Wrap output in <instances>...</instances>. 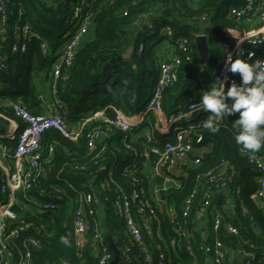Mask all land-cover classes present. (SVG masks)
Returning a JSON list of instances; mask_svg holds the SVG:
<instances>
[{"label":"trees","instance_id":"obj_1","mask_svg":"<svg viewBox=\"0 0 264 264\" xmlns=\"http://www.w3.org/2000/svg\"><path fill=\"white\" fill-rule=\"evenodd\" d=\"M72 2L73 0H11L10 11L14 12L11 21L16 20L17 12L21 8L24 13L22 19L30 23L40 37L28 42L26 54H10L9 67L0 70V111L14 116L10 104L1 101L5 96L8 101H20L33 113H44L43 109L36 108L39 102V86L49 81L56 53L69 38L64 34L67 30L65 23L72 15ZM243 2L244 0H92L91 30L80 45L65 78L58 84L57 97L64 104L59 113L72 123L93 109H106L111 116L116 110L127 115L142 111L159 78L162 58L160 45L163 42L178 45L182 38L189 39V49L187 52L176 50L182 58L179 77L176 83L166 89L162 107L166 118L187 111L189 105L193 101H200L203 91L208 90L218 79L219 63L223 57L221 42L225 30L239 26L230 16L229 10L231 6L241 5ZM203 16L206 19L203 20ZM167 25L172 28L171 35L165 31ZM201 28L207 35L210 48L209 62L203 70L200 68L195 44ZM8 30L4 34V40L0 30V45L5 53L10 52L13 42L11 29ZM43 41L48 46L46 55L42 53ZM141 44L144 45L142 50ZM130 47L134 51L127 58L124 55ZM259 55L264 58V51ZM237 77L240 83L239 73ZM208 116L209 113L202 109L190 117H183L179 122L180 124L184 120L185 124L196 123L190 136L196 139L201 134L203 139L194 143L195 151L191 158L194 160L198 157L200 162L188 165L185 174L178 177L182 181V187L168 191L164 197L168 204H174L180 209L196 185L204 182L203 175L213 170L219 176L220 188L215 192L206 211V226L214 234L212 217L215 213H220L224 221L217 235L226 247L240 259L251 257L253 264H264V213L252 195L258 187L260 172L250 160L249 153L242 151L235 143L232 121L238 118V114L223 121L216 133L203 127ZM150 122L154 124V116H151ZM150 122L142 129L149 130ZM1 131L4 132V128L0 127ZM153 134L160 137L159 131L155 130ZM114 139L116 146L111 145L105 153L106 158L94 165L88 153L85 135L78 142H73L58 131H47L42 139L40 164L42 175L47 174L40 175L42 177L33 183L30 193L35 194L41 186L47 187L60 172L69 177L76 186L93 191L101 200L95 216L101 225L107 248L114 256L108 240V234L111 233L121 252L129 248L126 257L122 254L119 264H146L138 245L129 239L124 218L115 213L117 184L123 189H130L134 185V176L123 172L125 165L132 160L131 151L125 148L118 136ZM54 141L57 144L51 154L52 159L47 161L49 147ZM7 143L12 149L16 141ZM255 154L264 158V148ZM75 161L84 162L87 169H75ZM109 170H115L113 181L109 179ZM134 175L138 182L146 183L150 170L145 169L142 161H139ZM244 184L249 191L247 196H244ZM67 189L68 195L74 196V191ZM201 197L202 193L197 197V206L200 205ZM238 199L244 203L240 210L236 201ZM56 201L59 207L51 215L37 209L24 211L19 207L15 208L20 219L29 224L18 241L29 237L38 240V245L33 250L32 264H97L98 256L92 242L84 247L82 256L78 254L73 223L74 203L68 197H59ZM227 205H232V211L228 210ZM161 218L160 225L151 231L144 228L146 243L154 245V238L160 233L164 238V242L160 244L169 250V264H203V255L198 253L195 258L189 254L185 250L184 242L174 240L176 237L168 217L161 214ZM228 222L238 227V235L229 233L226 227ZM18 225L13 223V227ZM64 235H69L71 246L60 242V237ZM155 244L161 247L160 244ZM227 264H230L229 260Z\"/></svg>","mask_w":264,"mask_h":264},{"label":"built area","instance_id":"obj_2","mask_svg":"<svg viewBox=\"0 0 264 264\" xmlns=\"http://www.w3.org/2000/svg\"><path fill=\"white\" fill-rule=\"evenodd\" d=\"M91 1L73 0L72 2V15L64 34L69 38L57 51L50 72L53 95L51 109L44 113H33L20 101H8L3 96L2 103L10 104L14 116L11 117L4 111H0V119L7 123L4 132L0 133V264H32L33 250L38 245V240L33 237L18 241L21 233L29 224L20 219L15 208L19 207L24 211L37 209L51 215L59 207L56 201L59 197H68L69 201L74 203V235L79 256L83 255L84 247L92 242L94 252L98 256L97 264H110L114 257L105 244L104 233L95 216L101 203L97 194L76 186L69 177L60 174L61 172L47 187L41 186L35 194L30 193L33 183L47 174L42 175L40 164L42 139L49 130L58 131L73 142H78L85 135L88 153L94 165H98L106 158L105 153L111 145L116 146L115 136H118L125 148L131 151L132 160L125 165L123 172L134 176V185L126 190L117 184L118 196L114 200V209L116 214L124 218L129 239L138 245L146 264L170 263L169 250L160 244L164 242L160 233L157 234V238H154V242L160 244L161 247L155 243L154 245L146 243L147 236L144 228L151 231L160 225L161 214L168 217L176 237L174 240L179 243L184 242L185 250L189 254L196 258V255L201 253L204 259L203 264H227V260L231 264L233 252L217 235L224 217L220 213L213 215L214 234L210 233L206 225L201 229L197 228L199 221L205 220L206 211L212 203L215 192L220 188L218 174L213 170L206 172L203 175L204 182L196 185L180 209H177L174 204H168L164 197L168 191L182 187V181L175 172L177 168L185 163L187 167L200 162L198 157L192 160L191 155L195 151L194 143H199L203 139L201 134L196 139L190 136L196 123L179 124L183 117L203 109L200 101H193L187 111L178 115L173 114L167 118L164 116L163 95L168 87L178 81L179 77L178 70L182 58L178 53L161 58L158 81L151 98L142 111L127 115L116 110L111 116L106 109H93L72 123L59 113L64 108V104L57 97L58 84L61 79L65 78L80 45L91 30ZM10 3L11 0H0L2 39H6L4 34L9 31L8 28L11 29L10 36L13 38L9 53L3 52L0 45V70L9 67L10 54L19 56L26 54L28 42L40 37L30 23L22 19L24 13L21 8L17 12L16 20L11 21L14 12L10 11ZM229 14L239 23V26L238 28H227L221 42L223 57L219 63L218 78L226 80V90L232 82L239 84L237 73L230 72L225 62L228 55L235 59L242 50L244 59L248 58L249 53H254L252 60H264L259 55L264 51V0H244L241 5L231 6ZM250 17H255L258 25L251 29L242 27L243 21ZM202 18L206 19L205 16ZM165 31L171 35V26L167 25ZM238 41H243L239 49ZM143 47L144 45L141 44L140 50ZM174 47L181 52H187L189 39L182 38ZM41 48L44 55L48 54L46 42L41 43ZM186 58L190 59V56ZM151 116L155 117L154 124L150 122ZM18 119L23 123L21 124ZM148 122H150V129L142 134L140 130ZM87 128H89L88 131H86ZM155 130L164 133V136H155L153 134ZM11 140L16 141L12 149L7 143ZM56 144L57 142L54 141L50 145L48 150L50 155L46 158L47 161L52 159L51 154ZM249 158L260 172L258 187L252 195L259 202L264 213V158L255 153H249ZM139 161H142L145 169L150 170L146 183L138 182L134 175L139 167ZM74 168L84 170L87 166L84 162L75 161ZM114 171L109 170L108 172L111 181H113ZM46 179L48 181L49 177ZM67 188L74 191V196L68 195ZM200 193H202L201 202L197 206L196 200ZM13 223L19 225L13 227ZM226 227L229 233L239 234L238 227L233 223L228 222ZM128 250L129 248L122 250L124 257L127 256ZM250 258L240 259L241 264H253Z\"/></svg>","mask_w":264,"mask_h":264},{"label":"clouds","instance_id":"obj_3","mask_svg":"<svg viewBox=\"0 0 264 264\" xmlns=\"http://www.w3.org/2000/svg\"><path fill=\"white\" fill-rule=\"evenodd\" d=\"M242 43L238 41V49ZM253 55L249 53L244 59L242 50L235 59L228 55L225 61L228 69L239 73L241 82H232L226 90V80L218 78L200 97L203 110L209 113L203 127L212 133L218 132L229 116L238 114L232 121L234 140L248 153L264 148V60L253 61ZM60 242L71 246L69 235L61 236Z\"/></svg>","mask_w":264,"mask_h":264},{"label":"crops","instance_id":"obj_4","mask_svg":"<svg viewBox=\"0 0 264 264\" xmlns=\"http://www.w3.org/2000/svg\"><path fill=\"white\" fill-rule=\"evenodd\" d=\"M257 25L258 24H257V20H256L255 17L246 18L243 21V23L241 24L242 27H245V28H248V29L256 27ZM201 33H204V30L202 28H201ZM159 52L161 53V57L162 58L163 57H169V56H172V55L176 54V49L170 43L163 42L160 45V51ZM51 83H52V77L49 76V81L47 83H42L39 86V91H40L39 97H38L39 102H38V105H37L36 108H41V109H43L44 112H48L51 109V106L53 104V95H52V92H51ZM140 131H141L142 134H144L146 132L145 129H142ZM163 136H164V133L160 132V137H163ZM186 168H187L186 166L182 165L181 167H179V168H177L175 170V172L178 175V177L185 174V169ZM227 207L229 208L228 210L232 211V209H231L232 205H230V206L227 205Z\"/></svg>","mask_w":264,"mask_h":264},{"label":"water","instance_id":"obj_5","mask_svg":"<svg viewBox=\"0 0 264 264\" xmlns=\"http://www.w3.org/2000/svg\"><path fill=\"white\" fill-rule=\"evenodd\" d=\"M207 40H208L207 35L204 33H199L195 39V44L197 46L198 56L200 58V68L202 70L205 69L206 66L208 65L209 58H210V48H209ZM133 51H134V48L130 47L124 56L127 58L130 57L131 54L133 53ZM119 59L121 60L122 58H119ZM261 60H263V59H261ZM0 127H3V128L7 127V123L2 119H0ZM186 165H187V163L183 164V166H186ZM108 240H109L111 247L114 251V257H113L112 261L110 262V264H119V262L122 259V252L119 249V247L117 246V244L115 243L111 233L108 234ZM231 264H241V260H240L239 256L234 252L232 253V257H231Z\"/></svg>","mask_w":264,"mask_h":264},{"label":"rangeland","instance_id":"obj_6","mask_svg":"<svg viewBox=\"0 0 264 264\" xmlns=\"http://www.w3.org/2000/svg\"><path fill=\"white\" fill-rule=\"evenodd\" d=\"M197 3V2H196ZM69 23V21L67 20V22L65 23V28L66 27H68V24ZM39 80V79H38ZM38 80H36V81H38ZM189 116H191V114L190 115H188V116H186V117H189ZM185 123H184V120L182 121V123H180V125H184ZM0 133H3V131H1ZM244 196H247L248 195V193H249V191H248V188H247V185H245L244 184ZM240 199H238V200H236V201H238L237 202V206H238V209L240 210V207H242V205L244 204L243 202H241V201H239ZM207 224V222L205 221V220H200L199 221V225L197 226V228L199 229H201L204 225H206ZM150 225H153V223H150Z\"/></svg>","mask_w":264,"mask_h":264}]
</instances>
